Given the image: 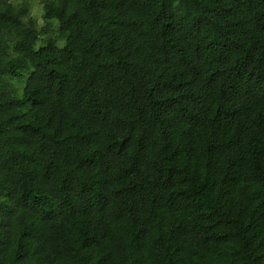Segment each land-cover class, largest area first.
Listing matches in <instances>:
<instances>
[{"label": "trees", "instance_id": "obj_1", "mask_svg": "<svg viewBox=\"0 0 264 264\" xmlns=\"http://www.w3.org/2000/svg\"><path fill=\"white\" fill-rule=\"evenodd\" d=\"M40 2L0 0V264H264V0Z\"/></svg>", "mask_w": 264, "mask_h": 264}, {"label": "rangeland", "instance_id": "obj_2", "mask_svg": "<svg viewBox=\"0 0 264 264\" xmlns=\"http://www.w3.org/2000/svg\"><path fill=\"white\" fill-rule=\"evenodd\" d=\"M30 4V9L39 25L45 24L42 18V4L40 0H27ZM49 33H53L56 30V24L51 23Z\"/></svg>", "mask_w": 264, "mask_h": 264}]
</instances>
